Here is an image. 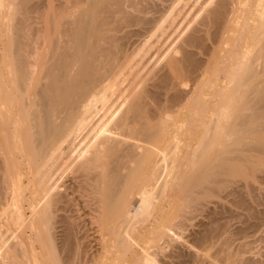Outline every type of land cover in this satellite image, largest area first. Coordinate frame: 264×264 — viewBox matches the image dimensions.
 <instances>
[{"label": "bare ground", "instance_id": "6f19581e", "mask_svg": "<svg viewBox=\"0 0 264 264\" xmlns=\"http://www.w3.org/2000/svg\"><path fill=\"white\" fill-rule=\"evenodd\" d=\"M11 1L12 14L0 0L11 15L0 21V264H152L202 197L264 167V0H176L186 24L149 79L135 74L143 60L131 66L132 38L147 35L133 52L150 60L148 35H163L175 0Z\"/></svg>", "mask_w": 264, "mask_h": 264}, {"label": "rangeland", "instance_id": "374dc122", "mask_svg": "<svg viewBox=\"0 0 264 264\" xmlns=\"http://www.w3.org/2000/svg\"><path fill=\"white\" fill-rule=\"evenodd\" d=\"M7 2L9 1V0H6ZM34 1V0H33ZM47 1V0H46ZM6 2V3H7ZM12 1L10 0L9 2H8V5H10V6H7V9H9V10H5V12L6 13H8L10 10H17V9H15V6H13L12 4H10ZM31 2H32V0H31ZM171 2V1H170ZM170 2H166L165 4H163V5H165L164 7L166 8V10H165V8L164 7H162L161 8V6L162 5H160L161 3H159V2H156V7L157 8H159V11H160V8L162 9V10H164V15L163 16H165V12H166V16L167 15H169L168 13L170 12H172L171 14H172V16H171V14L168 16V18H170V20L167 18V19H165V17H164V21H165V24H164V27H165V31H164V33H163V35H159V32L162 30V28L161 29H159V30H154V31H152L151 33H149V35L148 36H150L151 35V37H148L149 38V41L147 42L146 41V43H148V45L149 44H151V48H150V50L149 51H151L150 52V54H152L153 53V57L151 58L150 57V55L148 56V57H146V55H148V53L147 54H145L144 56L146 57V60L147 59H150V60H147V61H149V62H147V61H145L144 59V57H142L141 55V57L139 58V55H136V56H134L135 55V53L133 52L134 50H136L135 48L136 47H138V46H140V45H142L141 44V42L143 41V39L145 40V36L143 37V35H146V34H140V37L142 36V39L141 38H139V36L137 37V36H135L137 39H135L134 37L132 38V40L134 41V40H138L137 42H135V43H137V44H135V46L136 47H134L133 45L134 44H132L133 43V41H132V43H131V41L129 42V44L131 43V49H133L134 48V50H132V54L129 52V51H131L129 48V51H128V49H126V46L127 47H129L128 45L129 44H127L126 46H125V52H127V54L129 55V53H130V57H131V59H132V61H131V66H132V68H133V66H135L136 67V65H135V62H136V64H137V62L139 61V60H143V62H142V64L141 65H143V67L142 66H140V67H138V69H136L137 70V72L139 71V70H141V71H143V73L142 72H140V73H137V72H135V74L138 76V77H145V76H147V79H149L148 77H150V71H151V73H152V70H155V68H156V70L157 71H159L160 69H162V70H160V71H162V72H159V74H162V73H165V69H163V68H160V67H162V65H163V63L165 62H162V57H161V59H159L160 58V56H162L161 54H163V53H166L164 50H166L167 51V49L169 48V47H167V46H170V43H172V41H174L175 39L174 38H176L178 35H179V33H180V29H183V26H182V28H180L181 27V23L183 22V24H184V26H185V21H182L181 19H182V13H181V11H180V9H179V5L180 6H182V4L181 3H183V2H181L180 1V3H179V1L177 2L176 0H175V2H173V4L174 5H176L177 3V5H178V7H177V5H176V7L178 8H174V6H172L173 4H172V2L170 3ZM35 3V2H34ZM168 3H169V6H168ZM189 5L191 4V3H188ZM31 5H33V2H32V4ZM11 9H10V8ZM18 8V7H17ZM170 8V9H169ZM177 9V10H176ZM167 10H169L168 12H167ZM185 10V9H184ZM183 10V11H184ZM14 12V11H13ZM12 12V13H13ZM173 12H174V14H176V15H174L173 14ZM179 13V16H178V13ZM6 13H3V15H5V17L8 15L9 16V14H6ZM9 13H11V11L9 12ZM11 13V14H12ZM160 13V12H159ZM2 14V13H1ZM158 13H156V14H154V16H158L157 15ZM181 15V16H180ZM7 16V18H8V20L10 19V16L8 17ZM176 17V19H174V17ZM3 16L1 15V17L0 18H2ZM5 17H3V20L2 19H0V21H4L5 22ZM178 17V18H177ZM180 17V18H179ZM171 20H173V21H171ZM175 20V21H174ZM178 20V21H177ZM180 20V21H179ZM171 21V22H170ZM9 21H7V22H5L4 24H6V26H7V24H9L8 23ZM1 23V22H0ZM170 23V24H169ZM173 23V24H172ZM174 23H177V25L176 24H174ZM3 24V26H0V27H2L1 28V30H2V32H1V30H0V32H1V34H0V42L2 41L3 43H4V36H5V30L6 29H4V31H3V27L5 26ZM178 24H179V26H178ZM1 25V24H0ZM165 25H167V26H165ZM171 26H173V27H171ZM162 27H163V24H162ZM163 27V28H164ZM176 27H178L179 28V30H178V28H176ZM177 29V30H176ZM156 31V32H155ZM159 31V32H158ZM179 31V32H178ZM3 32H4V34H3ZM158 32V33H157ZM155 34V35H154ZM160 34H161V32H160ZM173 34V35H172ZM154 35V36H153ZM157 35V37H155ZM147 36V35H146ZM2 37H4L3 39H2ZM159 37V38H158ZM160 40V42H159V40ZM140 40H141V42H140ZM172 40V41H171ZM151 42V43H150ZM158 42V43H157ZM138 44H140V45H138ZM167 44V46H165ZM1 46H0V49L1 48H3L2 47V43L0 44ZM143 45H145V43L143 44ZM154 47V48H153ZM165 48V49H164ZM163 50V51H162ZM161 52H163V53H161ZM0 53H1V50H0ZM160 55V56H159ZM165 55V54H164ZM134 56V57H133ZM150 57V58H149ZM157 58V59H154V58ZM168 57H169V55H168ZM168 57H166V58H168ZM175 57H177L176 55H175ZM138 60H137V59ZM144 58V59H143ZM155 61H153V60ZM165 59V58H164ZM134 60H136V61H134ZM146 62V64H145V62ZM153 61V62H152ZM140 62V61H139ZM138 62V63H139ZM140 62V63H141ZM158 62V64L159 65H157V67L158 66H160L161 64V66L159 67L160 69H158L157 67H154L155 66V64L154 63H157ZM140 63L139 64H137V66L138 65H140ZM151 63H152V65H151ZM134 64V65H133ZM148 64V65H147ZM153 64H154V66H153ZM150 65V66H149ZM151 67V66H153V67H151V70H149V68L147 69V67ZM134 67V68H135ZM143 68V70H142V68ZM144 67H146V68H144ZM132 68H131V70H132ZM137 68V67H136ZM130 70V69H129ZM135 70V71H136ZM146 70V71H145ZM154 71V75L155 74H158L157 73V71ZM164 71V72H163ZM132 72H133V70L132 71H130V75L132 76ZM145 72V73H144ZM149 72V73H148ZM156 72V73H155ZM134 73V72H133ZM146 73H148V75L146 74ZM139 74H140V76H139ZM146 74V75H145ZM135 75V76H136ZM144 75V76H143ZM153 75V74H152ZM133 76H134V74H133ZM133 76H132V78H133ZM157 76V75H156ZM154 78V77H153ZM152 78V79H153ZM157 77H155V79H156ZM130 79H131V77H130ZM134 79H136V77L134 78ZM205 80V79H204ZM264 159V156H260L259 157V159ZM262 170V173L260 172ZM261 170H259V171H257L256 173V175H254V174H252L251 175V177H247V178H242L241 176V178L240 177H234V178H231L230 180H231V182H229L228 183V187H223L224 188V192H223V188H221L220 190L218 189V192H216V193H214V194H212V195H208V196H204V197H202L199 201H198V204H197V210L196 211H194L193 213H194V215H196L197 213H198V215L197 216H193L192 215V220L190 219V220H188V221H186V222H188L189 224H187V223H185V225H186V227L184 226V223H183V226H181L183 229L181 230L180 228V234L178 233L179 232V230H178V228H176L177 230H178V232H177V230L175 231L176 233H177V236L179 237H182V238H180L179 237V239L178 240H175L176 239V237H174L175 239V242L173 241V238L171 237V238H169V243H171L170 245L169 244H167L166 243V239H168V238H166L165 240V242L164 243H166V245H168V247L170 246V250L168 249L167 250V252H166V250H163L164 252L163 253H165V254H168L169 253V251H170V254H168L169 255V258L167 257V255H165V257H164V254L162 253V250L160 249H158L157 250V252H159V251H161V252H159V254H160V256H159V254L156 252V249L157 248H152V249H150V253H151V255H153V251L155 250V252H154V254L155 253H157V254H155V255H153V260H154V262L152 263V264H155V263H157V264H162V263H159L160 262V260H162V259H160V258H163V260H162V262L164 263V264H190L189 262H187L186 263V261H185V263H183L184 262V260H187V257H189L188 258V260L190 261V257L193 255H191V256H189L191 253H194L195 254V252H199L198 253V255H204V254H206V256H201V258L199 257V256H197V255H193L194 257H192V258H195L196 256L198 257V258H200V259H202V257H203V261H202V263L203 264H264V167H262L261 168ZM254 176V177H253ZM257 176V177H256ZM247 184V185H246ZM249 186V187H248ZM233 193V194H232ZM216 194V195H215ZM215 195V196H214ZM204 198V199H203ZM243 199V200H242ZM224 205V206H223ZM201 206V207H200ZM227 206V207H226ZM200 207V208H199ZM240 207V208H239ZM200 209V210H199ZM199 210V211H198ZM194 218V219H193ZM194 220V221H193ZM217 222V223H216ZM192 225H191V224ZM195 223V224H194ZM216 223V225H214ZM210 224V225H209ZM190 226H192V227H190ZM210 226V227H209ZM180 227V226H179ZM185 227V228H184ZM219 227V228H218ZM206 228H207V232L205 233V231H206ZM184 229H186V230H184ZM219 229V230H218ZM221 229V230H220ZM188 230V231H187ZM201 230V231H200ZM205 230V231H204ZM213 230V231H212ZM181 231H182V233H184V235H181L182 233H181ZM187 231V232H186ZM211 231H212V233H211ZM220 232V233H219ZM222 232V233H221ZM202 233V234H201ZM208 233H210L211 235H209L208 236V238L209 239H211L212 241H214V242H206L205 240V243H208L209 244V246L205 249V247L207 246V244H205L204 242H202V243H200L201 241H200V239L199 238H201L200 236H202L203 234L206 236V234H208ZM179 234V235H178ZM200 236H199V235ZM214 234H215V236H214ZM217 234V235H216ZM89 236V238H90V240L88 241L87 240V242H86V244L89 242V244L91 243L92 245H94L95 243H94V240H93V235H92V233L91 232H88L87 234H85V236H84V240H82L83 241V243H84V241H86V239H87V237ZM193 236V237H192ZM198 236V237H197ZM204 236V237H205ZM212 236H213V238L214 237H216L217 238V240H216V238H215V240L214 239H212ZM226 236V237H225ZM86 237V238H85ZM177 237V238H178ZM204 237H202V240H203V238ZM207 237V236H206ZM228 237V238H227ZM196 238V242H195V239ZM208 238H207V240H208ZM226 238V239H225ZM170 239H172L171 240V242H170ZM198 239V240H197ZM230 239V240H229ZM93 240V241H92ZM179 240H180V242H179ZM226 240H227V243H226ZM176 241H178V243L176 242ZM209 241V240H208ZM223 241H225V243L223 242ZM172 242H174L173 244L174 245H172ZM187 242V243H186ZM194 242V243H193ZM221 242V243H220ZM163 243V242H162ZM180 243V244H179ZM182 243V244H181ZM212 243H214V246L213 245H210V244H212ZM229 243V244H228ZM88 244V245H89ZM90 244V245H91ZM205 244V245H204ZM223 244V245H222ZM224 244H226V246L224 245ZM82 245H84V244H82ZM162 245V244H161ZM165 244L164 245H162L161 247H162V249H165V247L166 248H168L167 246H166ZM180 245V246H179ZM199 245V246H198ZM202 245V246H201ZM228 245V246H227ZM201 246V247H200ZM204 246V247H203ZM221 246H225L227 249L225 250V251H223V252H225V253H222V252H220L221 251V249L219 250V248H222ZM191 247H193V248H191ZM194 247H196V249L194 248ZM213 247V248H212ZM219 247V248H218ZM229 247V248H228ZM178 248V249H177ZM218 248V249H217ZM216 249H217V251H216ZM223 249H225V248H223ZM197 250V251H196ZM212 250H215V251H212ZM218 250H219V252H218ZM179 251V252H178ZM194 251V252H193ZM214 252H216L215 253V255H213L212 253H214ZM182 253V254H181ZM211 253V254H210ZM220 253V254H219ZM222 253V254H221ZM227 253V254H226ZM218 254V255H217ZM230 254H233V256H231L232 258L231 259H234V261L232 262H230V261H228L227 259H224L223 257H225L226 255H230ZM179 256L180 255V258L178 259L177 257H175V256ZM210 255H212V256H210ZM222 255H224V256H222ZM187 256V257H186ZM210 257V259H209V257ZM184 257V258H183ZM196 257V258H197ZM205 257H207L211 262H208L209 260L207 259V258H205ZM212 257H213V259H212ZM166 258V259H165ZM191 258V262L193 261V263L192 264H194L195 262H198L197 260H193ZM195 258V259H196ZM160 259V260H159ZM171 259V260H170ZM175 261H174V260ZM183 260V261H181L182 263H179V262H177L178 260ZM200 259H198L199 260V262L198 263H200V264H202L201 262H200ZM207 259V260H206ZM219 259V260H218ZM224 259V260H223ZM230 259V260H231ZM159 260V262H157ZM166 260V261H165ZM216 260V261H215ZM170 261V262H169ZM173 261H174V263H173ZM195 261V262H194ZM205 261V262H204ZM207 261V262H206ZM195 264H197V263H195Z\"/></svg>", "mask_w": 264, "mask_h": 264}]
</instances>
